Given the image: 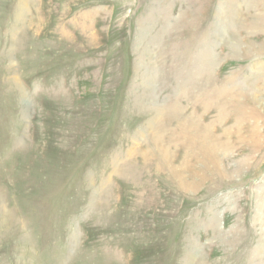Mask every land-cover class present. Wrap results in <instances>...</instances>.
Returning a JSON list of instances; mask_svg holds the SVG:
<instances>
[{
  "label": "rangeland",
  "instance_id": "rangeland-1",
  "mask_svg": "<svg viewBox=\"0 0 264 264\" xmlns=\"http://www.w3.org/2000/svg\"><path fill=\"white\" fill-rule=\"evenodd\" d=\"M263 1L0 0V264H264Z\"/></svg>",
  "mask_w": 264,
  "mask_h": 264
},
{
  "label": "bare ground",
  "instance_id": "bare-ground-1",
  "mask_svg": "<svg viewBox=\"0 0 264 264\" xmlns=\"http://www.w3.org/2000/svg\"><path fill=\"white\" fill-rule=\"evenodd\" d=\"M263 2H264V1H263ZM228 5H229V4H228ZM228 7H229V6H228ZM220 8H221V7H220ZM223 8H224V7H223ZM221 9H222V8H221ZM221 9H220V11H221ZM229 9H231V8H229ZM233 9H234V7H233ZM239 9H240V8H239ZM223 10H226V8L223 9ZM230 11H231V10H230ZM228 12H229V11H228ZM219 13H220V12H219ZM231 13H233V12H231ZM221 15H222V14H221ZM223 16H225V15H223ZM221 17H222V16H221ZM225 17H226V16H225ZM227 17H228V16H227ZM257 17H258V16H256V18H257ZM229 18H230V17H229ZM235 18H236V17H235ZM225 20H226V19H225ZM229 20H230V19H229ZM257 20H259V18H258ZM260 20H261V19H260ZM224 22H225V21H224ZM257 22L259 23V21H257ZM227 23H229V22H227ZM227 23H226V24H227ZM233 24H234V23H233ZM258 25H259V24H258ZM224 26H225V28H227L229 25H228V26H227V25H224ZM247 30H249V29L247 28ZM207 42H208V41H207ZM209 42H210V41H209ZM209 42H208V43H209ZM209 44H210V43H209ZM207 45H208V44H206V48H207ZM212 50H213V49H212ZM209 51H210V50H209ZM257 51H258V50H257ZM205 52H206V51H205ZM207 52H208V48H207ZM206 54H208V53H206ZM259 54H260V53H259ZM211 56H212L211 53H209V54L207 55V58L209 59V61L212 59ZM256 67H258V66H256ZM253 69H255V68H253ZM253 69H252V71L254 72ZM250 70H251V69H250ZM250 73H252V72H250ZM259 73H260V72H259ZM255 74H257V73H255ZM249 75H250V74H249ZM246 78H247V76L245 77V80H243L244 82H245L246 80L249 81L248 78H247V79H246ZM249 79H251V78H249ZM256 80H257V79H256ZM258 80H259V79H258ZM242 89H243V88H242ZM241 91H242V90H241ZM225 94H227V93H225ZM252 94H253V93H252ZM254 94H255V91H254ZM257 94H258V93H257ZM248 95L250 96V94H248ZM261 95H262V94H261ZM257 96H258V95H253V97H252V96H250V97L253 98L254 102H257V103H258L257 100H258L259 98H257ZM250 100H251V99H250ZM251 101H252V100H251ZM258 105H259V104H258ZM261 106H262V104H261ZM151 107H152V106H151ZM161 107H162V106H161ZM155 111H156V110H155ZM203 112H204V111H203ZM159 113H160V112H159ZM191 116H194V115H191ZM234 116H235V115H234ZM155 118H156V117H155ZM194 118H195V116H194ZM153 119H154V117H153ZM185 119H186V118H185ZM192 119H193V117H192ZM188 120L191 121V120H190V117H189ZM197 120H198V119H197ZM197 120H196V121H197ZM181 121H183V120H181ZM189 121H188V122H189ZM234 121H235V120H234ZM197 122H198V121H197ZM197 122H196V123H197ZM211 122H212V121H211ZM221 122H222V121H221ZM221 122H220V123H221ZM191 123H192V126H193L194 124H193L192 121H191ZM194 123H195V122H194ZM196 123H195V126H196ZM198 123H199V122H198ZM198 123H197V125H198ZM222 123H223V122H222ZM180 124H181V123H180ZM190 125H191V124H190ZM150 126H151V125H150ZM182 126H183V125H182ZM198 126H201V127H202V126H204V125H200V124H199ZM206 127H207V126H206ZM188 128H190V127H188ZM199 129H200V127H199ZM201 129H202V128H201ZM201 129H200V130H201ZM207 129H208V128H207ZM222 129H223V128H222ZM227 129H228V128H227ZM252 129H253V128H252ZM224 130H225V127H224ZM253 130H255V129H253ZM204 131H206V130L204 129ZM238 131H239V130H238ZM238 131H237V132H238ZM227 132H228V131H227ZM230 132H231V131H230ZM250 132H251V131H250ZM200 133H201V135H203V130H202V132H200ZM220 133L222 134V132H220ZM251 133H252V132H251ZM141 134H142V133H141ZM224 134H225V132L223 133V135H224ZM209 135H210V134H209ZM226 135H227V134H226ZM205 136H206V135H205ZM212 136H213V135H212ZM214 136H218V134H217V135H214ZM247 136H248V138H249V135H247ZM251 136H254V133H253ZM156 137H157V135H156ZM199 137H200V136H199ZM199 137H198V138H199ZM201 137H203V136H201ZM201 137H200V138H201ZM206 137H207V136H206ZM220 137H221V136H220ZM227 137H229V136L227 135ZM208 138H213V137H208ZM216 138H217V137H216ZM236 138H237V137H236ZM255 138H256V137H255ZM158 139H159V138H158ZM158 139H157V140H158ZM204 139H206V138H204ZM151 140H152V139H151ZM202 140H203V138H202ZM206 140H207V139H206ZM209 140H210V139H209ZM213 140H214V138H213ZM221 140H222V137H221L220 141H221ZM155 141H156V139H155ZM155 141H154V142H155ZM181 141H182V140H181ZM215 141H216V140H215ZM218 141H219V140H218ZM218 141H217V142H218ZM220 141H219V142H220ZM159 142H160V141H159ZM201 142H202V141H201ZM204 142H206V141L204 140L203 143H204ZM211 142H212V140H211ZM221 142H222V141H221ZM221 142H220V144H221ZM156 143H158V142H155V145H157ZM160 143H161V145H162V141H161ZM214 143H215V142H214ZM222 143H224V140H223ZM153 144H154V143H153ZM210 144H211V143H210ZM220 144H218V145L220 146ZM224 144H226V143H224ZM224 144H223V145H224ZM229 144H231V143H229ZM155 145H154V146H155ZM161 145H160V146H161ZM216 145H217V143H216ZM216 145H215V146H216ZM221 145H222V144H221ZM226 145H227V144H226ZM226 145H225V146H226ZM157 146H159V145H157ZM205 146H206V145H205ZM213 147H214V146H213ZM216 147H217V146H216ZM216 147H215V149L218 148V147H217V148H216ZM220 147H221V146H220ZM223 147H224V146H223ZM227 147H228V145H227ZM227 147H226V148H227ZM155 148H156V147H155ZM161 148H163V149H164L163 152L166 153V154L168 155L169 152H168V150L166 149V147H164V146L162 147V146H161ZM161 148H160V149H161ZM221 148H222V147H221ZM224 148H225V147H224ZM224 148H222V149H224ZM226 148H225V149H226ZM230 148H231V146H230ZM232 148H233V147H232ZM165 150H166L168 153L165 152ZM199 150H201V149H199ZM226 150H229V149H226ZM156 151H158V153H160L159 150H156ZM161 151H162V149H161ZM216 151H217V150H216ZM230 152H231V150H230ZM129 153H130V152H129ZM150 153H151V152H150ZM158 153H157V154H158ZM216 153H217V152H216ZM223 153H224V151H223ZM225 153H226V152H225ZM227 153H229V151H228ZM227 153H226V154H227ZM143 154H144V152H143ZM145 154H146V153H145ZM151 154H153V153H151ZM154 154H155V153H154ZM224 155H225V154H224ZM158 156H159V154H158ZM160 157L162 158V155H160ZM164 157H165V156H164ZM184 157H185V156H184ZM220 157H221V156H220ZM222 157H223V156H222ZM143 158H144V157H143ZM168 158H169V157H168ZM165 159H166V157H165ZM183 159H186V158H183ZM162 161H163V160H162ZM185 161H186V160H185ZM185 161H184V162H185ZM165 162H166V164H167V160H165ZM158 164H159V163H158ZM184 164H185V163H184ZM186 164H187V163H186ZM234 164H235V163H234ZM168 165H169V164H168ZM176 165H177V164H176ZM237 166H238V165H237ZM169 167H170V169H171V166H169ZM169 167H168V168H169ZM176 168H177V166L175 167V169H176ZM171 171H172V170H171ZM167 173H168V172H167ZM183 173H184V172H183ZM182 175H184V174H182ZM184 183H185V182H184ZM184 183L182 182V184H184ZM4 216H5V215H4ZM4 218H5V217H4Z\"/></svg>",
  "mask_w": 264,
  "mask_h": 264
}]
</instances>
